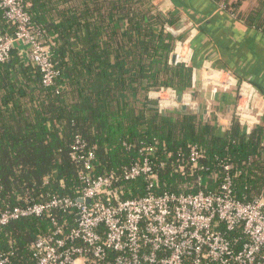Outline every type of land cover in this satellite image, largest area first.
<instances>
[{
	"label": "trees",
	"instance_id": "obj_1",
	"mask_svg": "<svg viewBox=\"0 0 264 264\" xmlns=\"http://www.w3.org/2000/svg\"><path fill=\"white\" fill-rule=\"evenodd\" d=\"M216 1L264 32V6L245 12L242 0ZM155 2L29 0L28 12L46 32L59 76L55 87H44L39 69L22 62L15 51L0 63V213L55 195L75 199L83 189L81 169L70 156L76 137L94 151L95 174L103 176L121 174L138 161L141 148L154 146L157 194L189 191L183 186L193 185L198 173L182 176L176 169L187 163L190 148L199 145L206 157L201 164L209 169L199 172L207 190H219L222 166L230 163L240 171L235 197L252 203L264 198L263 128L245 135L234 122L219 137L215 126L197 116H163L150 107L146 92L152 88H193L192 67L170 64L188 23ZM7 28L0 11V30ZM119 185L125 199L148 193L145 180ZM52 230L47 218L13 222L0 231V253H9L14 245L12 264H33L32 242Z\"/></svg>",
	"mask_w": 264,
	"mask_h": 264
},
{
	"label": "built area",
	"instance_id": "obj_2",
	"mask_svg": "<svg viewBox=\"0 0 264 264\" xmlns=\"http://www.w3.org/2000/svg\"><path fill=\"white\" fill-rule=\"evenodd\" d=\"M29 6V0H0L3 19L9 24L0 30V63L9 61L15 51L21 60L39 69L44 87H55L59 71L51 60L46 32L32 22ZM198 31V26L193 27L176 42L177 65H190L191 43ZM199 84L202 89H230L237 86V80L206 65ZM250 88L248 82L240 84L234 112L235 121L247 134L260 126L264 107V98L258 96L256 112L246 111ZM56 90L59 93L60 86ZM195 93L184 92L181 103L196 102ZM146 98L166 111L181 105L172 87L152 88ZM139 154L138 161L121 174L96 175L94 151L76 137L70 156L81 169L83 189L77 191L78 196L55 195L45 202L7 208L0 213V231L23 219H49L53 230L31 244L33 264H264V198L252 203L235 197L234 179L240 171L224 163L219 190H207L206 178L199 174L209 170L201 164L206 157L194 145L187 163L176 169L182 176L198 173L193 185L183 186L189 191L157 194V150L146 146ZM137 180L147 182L148 193L125 199L119 184ZM58 213L63 216L59 218ZM14 249L12 245L9 253H0V264H12Z\"/></svg>",
	"mask_w": 264,
	"mask_h": 264
},
{
	"label": "crops",
	"instance_id": "obj_3",
	"mask_svg": "<svg viewBox=\"0 0 264 264\" xmlns=\"http://www.w3.org/2000/svg\"><path fill=\"white\" fill-rule=\"evenodd\" d=\"M235 1L237 0H230V3H235ZM155 3L157 6H159L161 11L176 12L184 23H188V28L184 34L185 37L190 32L191 28L198 26L199 31L191 43V49L192 57H194V54H196L200 55L202 59H200L201 62L198 61L197 63H191L190 67H192L193 72L194 68H198L197 78L199 81L201 78L202 69L206 65H211L214 69H228L230 72H225H228L232 75L233 73L236 74V72H239L240 75L243 74L240 71V66L243 63L240 61L239 57L240 55L247 56L251 51L254 50L253 48L255 47V42L250 30L256 29L255 27H250L246 23L240 21L235 15L226 10L224 5L220 4L216 0H191V4L193 7H195L197 12L202 13V15L207 16L209 19H213L215 21V23L208 28H202L200 25L194 24L190 20H185L186 15L184 12L178 10L175 7L172 0H156ZM263 6L264 0H242L240 4V10L246 12L250 8L254 7L258 10ZM235 20L239 24L234 23ZM259 31L263 32L262 30ZM195 51L199 52V54L195 53ZM21 61L24 62L23 60ZM197 81L198 80H196L195 84L192 82L194 89L196 88L195 85H197ZM219 96L220 95H218V97ZM195 99L202 110L209 109L206 121H204L203 115L197 117L203 122L215 126L216 131L220 127H224L226 132H228L232 124L237 122L234 119L235 110L230 109L231 104H233V100H231V98H226L223 100V102L206 100L200 98L199 93L197 92ZM259 127L264 129V126ZM241 129L244 131L242 126ZM250 134L246 133V135ZM262 139L264 156V135Z\"/></svg>",
	"mask_w": 264,
	"mask_h": 264
},
{
	"label": "water",
	"instance_id": "obj_4",
	"mask_svg": "<svg viewBox=\"0 0 264 264\" xmlns=\"http://www.w3.org/2000/svg\"><path fill=\"white\" fill-rule=\"evenodd\" d=\"M175 7L184 12L186 15L185 20H190L192 23L200 25L202 28H208L212 26L215 21L213 19H209L207 16L202 15V13L197 12L195 7L192 6L191 0H172ZM234 23L239 24L236 20ZM252 37L255 42L254 50L250 52L247 56L240 55L239 59L242 61V65L240 66V71L243 73L242 75L239 72L236 74L233 73V77L237 80V86L232 87L230 89H224L216 86H209L207 89L199 88L196 92L199 93L200 98L212 101L223 102L226 98H231L233 100V104H231V110H235L236 101L238 96V89L240 84L244 82H248L251 85L249 98L247 102L246 111L249 114H254L256 112L255 103L258 96L264 98V32L259 30H250ZM250 50V49H249ZM195 53L199 54V52ZM201 56L194 54V57L191 58V63L201 62ZM190 63V64H191ZM170 64L176 65V56L174 53L171 54ZM216 69V68H215ZM198 68H194L193 72V82L196 83ZM216 70H224L229 71L228 69H216ZM230 72V71H229ZM185 88L177 89V99L181 104L177 109L172 112L166 111L163 106L158 105L156 103H151L150 107L154 109H158L160 114L163 116H167L169 114L175 115H185V116H200L203 115L204 121L207 120V115L209 109L202 110L200 105L197 102H194L191 105L182 104V97L185 92ZM218 95H220L218 97ZM260 126H264V107H263V115L261 117ZM226 134V129L224 127H220L216 131V135L219 137H224ZM243 134L246 135V131H243Z\"/></svg>",
	"mask_w": 264,
	"mask_h": 264
},
{
	"label": "rangeland",
	"instance_id": "obj_5",
	"mask_svg": "<svg viewBox=\"0 0 264 264\" xmlns=\"http://www.w3.org/2000/svg\"><path fill=\"white\" fill-rule=\"evenodd\" d=\"M158 1V0H157ZM161 10V9H160ZM175 49V48H174ZM174 52V51H173ZM197 80L199 81V79L197 78ZM198 81H197V85H195L196 86V88L194 89V88H192V89H189V90H193V91H195V90H197V89H199L200 88V84H198ZM200 82V81H199ZM177 90V89H176ZM189 90H185V92H189ZM196 94H197V92L195 93V97H196ZM157 104V103H156ZM159 105V104H158ZM172 111H174V110H172ZM172 111H169L168 110V112H172Z\"/></svg>",
	"mask_w": 264,
	"mask_h": 264
}]
</instances>
